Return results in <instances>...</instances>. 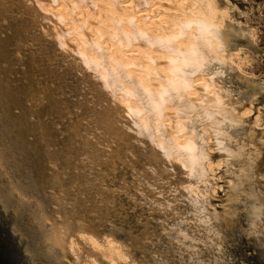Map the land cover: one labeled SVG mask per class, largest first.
<instances>
[{
  "label": "rangeland",
  "instance_id": "374dc122",
  "mask_svg": "<svg viewBox=\"0 0 264 264\" xmlns=\"http://www.w3.org/2000/svg\"><path fill=\"white\" fill-rule=\"evenodd\" d=\"M217 1L218 23L204 29L206 39L212 41L210 45L218 54L214 55L213 76L240 104L244 117L242 123L233 124L225 132L222 126L213 130L206 126L208 149L215 150L220 158L210 165L209 193L198 186L190 192L176 180L169 167L173 168L176 160L166 164L140 150L136 152L88 97L46 66L43 56L33 60L16 51L15 57L19 55L20 60L13 59L4 48L11 45L13 36L4 21L0 24V40H7L0 45V126L6 131L0 147L7 144L12 160H2L0 174L12 172L21 178L12 164L25 169L23 178L51 194L57 202L53 207L68 208L70 214L74 213L84 234H90L95 245L104 248L106 255L102 256L108 264H264V0ZM18 47L27 51L26 44ZM28 74L35 75L34 83L26 80ZM17 97L21 100L17 101ZM251 130L255 131L253 142L248 147L237 146L236 141H246ZM236 155L241 156L242 163L235 160ZM176 167L175 173L183 170ZM0 178L3 181L4 175ZM17 220L10 206L0 204V233L7 241L5 256L9 264H41L37 251L36 255L25 254L19 238L20 228L26 231L27 226ZM112 234L122 237L123 245H117ZM105 235L107 238L102 239ZM68 259L63 262L69 264ZM49 261L54 262L51 259L48 264H52Z\"/></svg>",
  "mask_w": 264,
  "mask_h": 264
},
{
  "label": "bare ground",
  "instance_id": "6f19581e",
  "mask_svg": "<svg viewBox=\"0 0 264 264\" xmlns=\"http://www.w3.org/2000/svg\"><path fill=\"white\" fill-rule=\"evenodd\" d=\"M217 3V0H0V24L4 21L9 35L13 36L10 46L5 45L3 42L7 40L2 42V39L0 45H5L13 59L20 60L19 55L15 57L16 51L33 60L43 56L48 63L46 66L88 97L136 152L140 150L149 158L163 163L176 160L175 165L172 163L173 168L169 165L176 180L186 185L189 191L198 186L207 193L210 165L214 161L219 162L220 158L219 153L208 149L206 126H212L211 130L222 126L225 132L244 117L240 104L223 90V84L213 76L214 55L218 54L210 45L212 41L206 39L204 29L209 24L218 23ZM22 44H26L27 51L18 47ZM0 51H3L2 47ZM217 52L220 53V49ZM30 74L25 75L26 80L34 83L36 73ZM20 100L18 98L17 101ZM2 123L5 125L4 120ZM5 132L0 126V142ZM254 132L251 130L245 136L246 141L241 139L235 144L248 147L249 142H253ZM34 148L31 153H34ZM9 154L5 143L0 147V163L6 159L11 162ZM234 158L242 163L241 156ZM12 165L22 177H16L18 174L13 175L12 172H7L11 174L8 176L3 171L6 175L3 174V181L0 178V204L10 206L15 219L27 226L26 231L20 228L22 237L19 238L25 254L36 255L38 252L40 258L37 260L39 262L40 259L41 264L43 260L48 264L51 259L54 261H49L52 264H67V261L63 262L64 258H69V264H108L109 261L102 256L106 255L104 248L95 245L96 240L90 234H84L75 221L74 213L70 214L68 208L53 207L57 202L51 194L44 193L38 184H34L35 187L31 185L23 178L25 169L22 171L21 167ZM177 165L183 170L175 173L174 166ZM40 182L43 183V179ZM11 183L14 185L9 187ZM90 233L95 235L93 230ZM103 233L108 235L106 231ZM106 235L102 239L107 238ZM114 237L117 245H123L122 237L118 234Z\"/></svg>",
  "mask_w": 264,
  "mask_h": 264
},
{
  "label": "water",
  "instance_id": "95a60500",
  "mask_svg": "<svg viewBox=\"0 0 264 264\" xmlns=\"http://www.w3.org/2000/svg\"><path fill=\"white\" fill-rule=\"evenodd\" d=\"M6 250H8L7 241L4 239L3 234L0 233V264H9V261L5 256L7 254Z\"/></svg>",
  "mask_w": 264,
  "mask_h": 264
}]
</instances>
